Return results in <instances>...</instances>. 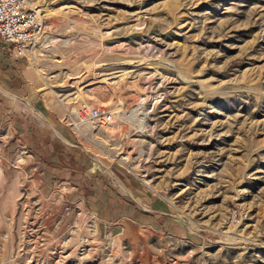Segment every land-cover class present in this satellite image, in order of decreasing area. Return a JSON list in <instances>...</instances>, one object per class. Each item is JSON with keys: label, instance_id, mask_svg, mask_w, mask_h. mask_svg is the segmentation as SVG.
I'll return each instance as SVG.
<instances>
[{"label": "rangeland", "instance_id": "374dc122", "mask_svg": "<svg viewBox=\"0 0 264 264\" xmlns=\"http://www.w3.org/2000/svg\"><path fill=\"white\" fill-rule=\"evenodd\" d=\"M28 1L55 29L36 50L48 102L64 121L114 112L86 129L96 152L168 199L188 235L133 244L88 222L31 252L49 241L27 239L38 210L20 204L38 199L0 162V264H264V0ZM236 208L248 218L231 225Z\"/></svg>", "mask_w": 264, "mask_h": 264}, {"label": "crops", "instance_id": "0c3cea01", "mask_svg": "<svg viewBox=\"0 0 264 264\" xmlns=\"http://www.w3.org/2000/svg\"><path fill=\"white\" fill-rule=\"evenodd\" d=\"M36 54L19 56L0 39L1 168L11 178L12 192L22 185L38 199L20 204L29 210L27 216L38 210L33 218H23L35 232L25 236L35 245L39 233L49 241L45 248L34 246L30 251L43 255L51 242L88 222L101 235L133 244L154 235L162 242L186 237L187 227L172 213L168 199L120 163L96 152L86 128L76 133L64 122L41 89L45 66ZM9 205V220L16 222L20 205L16 201ZM16 251L11 248V256L26 253Z\"/></svg>", "mask_w": 264, "mask_h": 264}, {"label": "built area", "instance_id": "2783aa9c", "mask_svg": "<svg viewBox=\"0 0 264 264\" xmlns=\"http://www.w3.org/2000/svg\"><path fill=\"white\" fill-rule=\"evenodd\" d=\"M54 26L43 11L32 6L28 0H0V39L19 56L44 50L53 43ZM115 114L107 107L82 106L80 112L67 114V123L76 133L83 128L103 129L114 123ZM69 212L70 209L66 208ZM248 218L247 212L236 208L231 216V225H240Z\"/></svg>", "mask_w": 264, "mask_h": 264}, {"label": "bare ground", "instance_id": "6f19581e", "mask_svg": "<svg viewBox=\"0 0 264 264\" xmlns=\"http://www.w3.org/2000/svg\"><path fill=\"white\" fill-rule=\"evenodd\" d=\"M34 54V53H33Z\"/></svg>", "mask_w": 264, "mask_h": 264}]
</instances>
